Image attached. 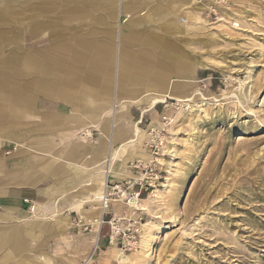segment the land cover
I'll use <instances>...</instances> for the list:
<instances>
[{"label":"rangeland","instance_id":"1","mask_svg":"<svg viewBox=\"0 0 264 264\" xmlns=\"http://www.w3.org/2000/svg\"><path fill=\"white\" fill-rule=\"evenodd\" d=\"M150 1L163 5L173 0ZM187 1L185 6L175 1L162 7L152 19L142 7L121 19L124 33H156L176 42L175 54L191 73L184 80L171 79L175 94L188 102L164 98L152 106L148 101L130 106L128 116L122 105L110 102L109 115L122 113L124 126L137 123L141 129L136 146L124 152L130 156L125 163L130 175L117 181L134 179L130 165L142 163L137 173L142 186L149 187L141 192L138 209L128 212L121 202L117 211L116 203L111 204L95 234L91 222L70 213L72 227L63 234H49L44 241L29 242L28 251L73 264H264V0ZM7 2L0 0L2 81L9 53H27L31 45L47 47L48 42L86 30L95 33L93 42L103 41L100 32L115 31L119 21L114 17L100 22V14H109L100 9L83 25L72 22L67 26L70 31L48 26L30 38L22 28L20 45L6 48ZM51 104L36 97L37 109ZM60 109L62 115L69 112L67 105ZM142 110L148 111L141 115ZM24 126L30 127L20 129ZM126 131L131 132L130 127ZM90 135L89 143L95 144L98 133ZM15 149L11 145L9 154L0 150V157L9 158ZM136 150L145 152L147 159L135 155ZM29 204L4 207L27 210ZM1 206L0 202V230L11 231L26 217ZM7 215L11 220L5 219ZM44 219L43 224L51 225L48 214ZM8 230L0 234L9 236ZM144 237H150V243L143 251ZM109 243L114 249L107 252Z\"/></svg>","mask_w":264,"mask_h":264},{"label":"crops","instance_id":"2","mask_svg":"<svg viewBox=\"0 0 264 264\" xmlns=\"http://www.w3.org/2000/svg\"><path fill=\"white\" fill-rule=\"evenodd\" d=\"M175 1L178 6L188 3L183 0L163 5L150 0H8L10 26L5 47L20 45L22 28L30 38L48 26L70 31L67 26L72 22L83 25L100 9L109 11L97 17L102 23H109L114 17L120 21L124 13L141 7L152 19L154 12ZM119 21L115 31L106 28L100 32L103 41L93 42L95 33L86 30L69 34L59 42H48L47 47L40 44L44 42H38L40 45L29 46L27 53L6 56V76L4 81L0 80V150L9 154L11 145L16 149L9 158L0 157V202L3 211L17 210L26 217L11 231L0 230L9 231V236L0 234V251H4L0 264L12 261L15 264H73L57 256L50 258L44 252H30L28 244L44 241L54 232L63 234L72 227L70 213L87 220L88 189L99 179L118 183L130 175L125 166L130 156L124 152L136 146L141 129L137 123L133 127L124 126L122 113L109 115L110 102L114 100L113 104L122 105L128 116L130 106H141L154 96H182L175 94L171 79L184 80L190 67L186 73L183 59L175 54L176 42L156 33H124L125 22ZM37 96L51 101V107L37 109ZM66 105L69 112L62 115L60 106ZM147 111L142 110L141 115ZM20 125L30 127L20 129ZM85 128L98 133L95 144H90L88 139L82 144L75 138ZM135 128L138 134L134 143L125 145L136 135ZM31 131L33 134L27 137ZM23 137L27 141H20ZM122 145L125 150L120 152L109 176L105 174L106 155ZM140 153L134 152L137 156ZM34 197H42L44 201H33ZM21 201L30 202L27 210L4 208ZM113 206L117 211L121 207ZM124 213L128 214L125 209ZM45 214L51 225L42 223ZM5 219L11 220L8 215ZM39 245L41 248L43 243Z\"/></svg>","mask_w":264,"mask_h":264},{"label":"bare ground","instance_id":"3","mask_svg":"<svg viewBox=\"0 0 264 264\" xmlns=\"http://www.w3.org/2000/svg\"><path fill=\"white\" fill-rule=\"evenodd\" d=\"M184 2H188L187 0H183ZM185 3V4H186ZM164 98H168V99H175L176 101L178 102H188L189 100L188 99H184V97H181L179 95H173V94H165V95H161V96H154L150 99V104L153 106V105H156L158 103H161V102H164ZM44 111V110H42ZM48 111V110H47ZM133 127V126H132ZM91 130L88 129V128H85L84 130H81V132L78 134L79 135H83V137L79 138V141L80 143L82 142H86V137L87 139H89V137H91ZM134 134H136L133 138V140H130L129 142H127L125 145H131L134 143L136 137H137V134H138V129L135 128V132ZM85 137V138H84ZM46 139V138H45ZM243 139V138H242ZM241 138H239L238 140H242ZM36 140V139H35ZM34 140V141H35ZM37 141V140H36ZM45 141V140H44ZM43 141V142H44ZM28 143V142H27ZM10 144V143H9ZM30 144V143H29ZM84 144V143H82ZM109 144V143H108ZM31 145V144H30ZM28 146V145H27ZM124 147L125 146H120V148L118 150H113V153H107L106 155V163H107V166H108V169H106L105 171V174L108 173L109 176L113 173V166H114V163L116 162V159L119 155H121L120 152H124ZM140 157H144L145 159H147V156L145 154V152H141L140 153ZM127 159V158H126ZM125 159V160H126ZM106 165V164H105ZM123 166V165H122ZM6 169V168H5ZM105 180V179H104ZM105 184L106 182L105 181H102V180H98V182L93 186V187H89L88 189V192H89V196L86 197V202L87 205L89 204L90 205V211L88 212V218L87 220L89 222L92 223V226H93V234L96 233L97 229L99 228V225L101 224V218L104 214V210L102 209V206H101V200H102V189H104L105 187ZM90 186V185H89ZM154 193V192H153ZM140 201V199L138 200ZM142 201V200H141ZM114 203H121L120 201H112V204ZM120 205V204H119ZM122 205V203H121ZM129 207V211L128 212H131L135 209H138L139 205H138V202L135 204V205H132V206H127ZM5 208V207H4ZM8 209V208H7ZM31 210V209H30ZM144 210V209H143ZM136 212V211H135ZM133 216H136L135 214H132V216L130 217H133ZM53 217V216H52ZM93 243L95 244V240L93 241ZM112 243V241L110 242ZM109 243V244H110ZM149 243H150V237H144L142 240H141V248L142 250L144 251L148 246H149ZM113 244V243H112ZM110 244L107 248H106V251H110V250H113V246ZM99 254V253H98ZM103 255V254H102ZM28 257V256H27ZM19 258V257H18ZM34 259V258H33ZM114 261V260H113ZM24 262V261H23ZM20 263V262H19ZM25 263V262H24ZM70 263V262H69ZM12 264V263H11ZM28 264V263H27Z\"/></svg>","mask_w":264,"mask_h":264},{"label":"built area","instance_id":"4","mask_svg":"<svg viewBox=\"0 0 264 264\" xmlns=\"http://www.w3.org/2000/svg\"><path fill=\"white\" fill-rule=\"evenodd\" d=\"M141 166L142 163L139 161H135L130 165L134 174V179L124 180L118 183L108 182L105 184L101 200L102 209L105 211L103 216L107 215V211L109 210L112 201L123 202L125 206H132L138 202V200L141 198V192L147 190V188L144 187L148 186L147 183H144V186H142L140 175L137 173Z\"/></svg>","mask_w":264,"mask_h":264}]
</instances>
